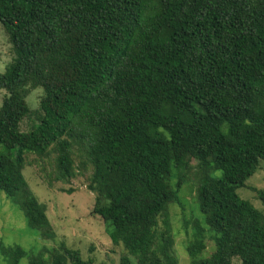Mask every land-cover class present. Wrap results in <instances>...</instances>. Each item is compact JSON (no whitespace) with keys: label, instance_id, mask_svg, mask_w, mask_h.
Wrapping results in <instances>:
<instances>
[{"label":"trees","instance_id":"16d2710c","mask_svg":"<svg viewBox=\"0 0 264 264\" xmlns=\"http://www.w3.org/2000/svg\"><path fill=\"white\" fill-rule=\"evenodd\" d=\"M0 24V190L22 194L32 229L27 153L54 182L86 177L121 264H178L170 208L197 161L191 264H264V213L238 194L264 163V0H0ZM53 264L93 261L63 245Z\"/></svg>","mask_w":264,"mask_h":264},{"label":"rangeland","instance_id":"374dc122","mask_svg":"<svg viewBox=\"0 0 264 264\" xmlns=\"http://www.w3.org/2000/svg\"><path fill=\"white\" fill-rule=\"evenodd\" d=\"M13 59L12 45L0 24V74L5 72ZM5 96L6 92L0 90V106ZM41 96L42 89L39 88L31 91L27 97L30 113L23 120L21 131L29 132L40 122ZM26 158L28 165L23 177L43 211V223L38 230L32 229L22 208V194L8 195L0 190V264H14L16 250L19 252V264L36 261L53 264V255L60 252L63 245L79 252L82 260H92L93 264H121V258L125 255L123 248L112 243L105 231L104 221L92 215L96 196L88 190L86 177L78 176L70 184L54 182L51 180L54 170L52 160H39L28 153ZM197 166L198 162L193 161V170L179 192L184 208L179 204H172L170 208L174 253L178 264H191L187 249L193 240L194 222L196 219L203 220L195 198ZM220 175V172L215 174ZM70 190L71 194L68 192ZM238 194L264 213V163L257 174L248 180L246 187L238 190ZM201 226L206 228L203 222ZM207 233V249L200 259H208L214 250ZM233 264L240 262L234 259Z\"/></svg>","mask_w":264,"mask_h":264}]
</instances>
